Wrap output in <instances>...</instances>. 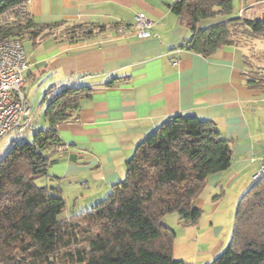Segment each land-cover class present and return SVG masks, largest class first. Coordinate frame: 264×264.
Wrapping results in <instances>:
<instances>
[{"label": "crops", "instance_id": "obj_1", "mask_svg": "<svg viewBox=\"0 0 264 264\" xmlns=\"http://www.w3.org/2000/svg\"><path fill=\"white\" fill-rule=\"evenodd\" d=\"M175 1L24 3L23 8L37 24L64 23L36 44L30 39L23 41L30 61L26 94L35 111L33 126H47L45 107L64 87L91 88L90 95L81 100L77 119L59 125L63 145L48 169V182L61 189L67 213L88 210L105 197L112 185L125 178L126 163L138 144L177 115L212 121L233 140L231 167L211 175L208 188L238 186L242 175L258 173L264 161V86L253 87L247 80L257 69L264 79L263 40L225 46L207 58L183 49L190 32L171 12ZM140 14L151 23L148 38L136 34ZM232 16L264 20V0H233ZM227 18L202 20L198 26L204 29ZM83 22L104 30L79 41L62 34L65 26ZM123 24L129 25L130 31L120 35L118 27ZM34 88L38 90L31 95ZM204 203L203 198H197L200 209Z\"/></svg>", "mask_w": 264, "mask_h": 264}, {"label": "trees", "instance_id": "obj_2", "mask_svg": "<svg viewBox=\"0 0 264 264\" xmlns=\"http://www.w3.org/2000/svg\"><path fill=\"white\" fill-rule=\"evenodd\" d=\"M26 0H0V40L19 37L35 44L64 23L40 25L23 8ZM190 36L181 48L210 57L225 46H245L264 38V20L234 17L233 0H176ZM226 20L199 28L202 20ZM104 27L92 23L65 26L71 41L95 37ZM247 83L264 86L252 71ZM86 86H66L46 107L47 126L31 125L30 140L16 143L0 159V264H187L173 257L174 229L164 219L177 213L180 222H198L196 200L211 175L232 165L233 140L218 126L197 117L168 118L143 139L126 163L125 178L90 209L67 213L55 185L38 186L48 175L61 147L58 127L75 121ZM209 264H264V174L240 198L227 250Z\"/></svg>", "mask_w": 264, "mask_h": 264}, {"label": "rangeland", "instance_id": "obj_3", "mask_svg": "<svg viewBox=\"0 0 264 264\" xmlns=\"http://www.w3.org/2000/svg\"><path fill=\"white\" fill-rule=\"evenodd\" d=\"M7 19L9 18L1 17L0 23ZM258 45H260V42H258ZM36 90L38 89L34 88L31 95H33V92L36 93ZM35 103L37 106L38 101L35 100ZM40 111H38L36 119L39 118ZM31 137L32 131L30 129L8 133L0 143V159L8 152L14 142L21 143L30 140ZM252 179L253 175L250 177L242 175L241 179L237 181L238 186L236 184L228 187L220 186L216 190L208 188L206 185L198 197L203 198L205 203L201 209V217L195 224L181 223L177 213H171L165 217V224L175 231L173 244V257L175 260L185 261L187 264H209L217 255H215V252L222 248L220 245L224 244L223 251L218 256L227 250L233 235L236 207L242 193L252 185ZM35 183L38 186L50 185L46 176L37 177ZM109 192L110 190L102 198H106ZM67 206L72 207L71 201H67ZM79 212L81 211H72L71 213Z\"/></svg>", "mask_w": 264, "mask_h": 264}, {"label": "built area", "instance_id": "obj_4", "mask_svg": "<svg viewBox=\"0 0 264 264\" xmlns=\"http://www.w3.org/2000/svg\"><path fill=\"white\" fill-rule=\"evenodd\" d=\"M3 17L11 19L10 12ZM135 27L139 38H148L151 23L142 14L137 15ZM130 31V26L118 27L120 35ZM263 45H264V38ZM30 61L23 41L19 37L0 40V143L12 131L29 130L34 119V108L26 94L27 76ZM261 70L257 69L259 75ZM60 148V147H59ZM264 174V161L253 180Z\"/></svg>", "mask_w": 264, "mask_h": 264}]
</instances>
